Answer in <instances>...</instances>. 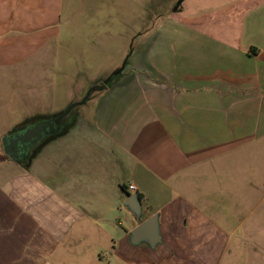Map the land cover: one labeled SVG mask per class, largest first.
<instances>
[{"label":"crops","instance_id":"0c3cea01","mask_svg":"<svg viewBox=\"0 0 264 264\" xmlns=\"http://www.w3.org/2000/svg\"><path fill=\"white\" fill-rule=\"evenodd\" d=\"M115 30L94 106L26 167L0 157V264H264V0H0V71L45 103L18 114L58 115L49 52L108 51ZM152 214L161 242L132 245Z\"/></svg>","mask_w":264,"mask_h":264},{"label":"rangeland","instance_id":"374dc122","mask_svg":"<svg viewBox=\"0 0 264 264\" xmlns=\"http://www.w3.org/2000/svg\"><path fill=\"white\" fill-rule=\"evenodd\" d=\"M155 22V19H148L145 21V27L148 29L153 26ZM121 32V30H115L117 36L113 37V49H109L108 51L100 50L99 52L96 51L91 53L84 51V49L81 50V48L80 50L74 51L72 50L74 48L71 49L72 41L68 40L72 39V36H70L67 38L68 42L66 41L64 44L66 46H62V49L64 50L62 55L60 51L49 52L50 64L47 65L45 70L48 72L51 80L54 81L53 87L51 85L49 86L55 90L54 92L60 93L61 97H67L64 103L65 107L68 106L70 102L75 104L71 109L69 116L79 111L90 110V108L94 106L92 97L102 90L100 85L103 80L106 79L110 73H113V71H109L111 68L109 66L118 61L120 55L118 50L121 44V39H123V36L120 35ZM124 58L125 56L120 63L123 62ZM46 62L47 61L41 62V65L43 63V68L46 67ZM40 69L41 68H39V70ZM1 70L0 123L2 122L5 124L0 131V157H4L5 154L2 148L1 139L14 125L27 117L26 115H19L18 113L24 112L22 109L25 107L31 108L33 106L32 108H37V106L41 107L45 103L41 100L31 102L24 98L27 96V92L38 90L42 87V85L31 86L28 84L15 83L16 79H19L20 77L19 72H23L24 70H21L20 68L18 69L14 64L10 66L9 64H5ZM73 71H76L77 73L76 75L71 76L70 73ZM13 72H17L18 76L13 75ZM117 74L118 73H115L113 76H116ZM84 98L85 101L80 102ZM60 100L61 103L64 101L63 99ZM12 112L14 114H12ZM67 117L68 116H66L65 119H68ZM39 118L40 117H34L32 119L33 121H30L27 128L30 127V125L37 123L36 121ZM41 119L44 118L41 117ZM42 264H127V262L120 261V259L117 258H111L110 261L103 260L101 262H96L91 261L86 257L54 256L48 261L43 260Z\"/></svg>","mask_w":264,"mask_h":264},{"label":"water","instance_id":"95a60500","mask_svg":"<svg viewBox=\"0 0 264 264\" xmlns=\"http://www.w3.org/2000/svg\"><path fill=\"white\" fill-rule=\"evenodd\" d=\"M121 67L113 71L111 75L119 73ZM110 75L106 78L108 80ZM85 101V98L80 102ZM75 104L70 103L66 106L58 115L52 119L42 120L35 123L33 126L26 128L23 132L17 133L8 139L5 145L6 151L10 152L7 157L11 159H17V147L14 146L16 143H34L42 134L47 132H53L54 125L61 122L63 117L67 115ZM123 205L140 220L142 214V207L139 202L137 193L128 194ZM129 242L132 245H138L139 243H145L147 246L154 248L158 243L161 242V235L159 233V222L158 215L152 214L148 218L139 221L138 224L131 229L128 235Z\"/></svg>","mask_w":264,"mask_h":264},{"label":"flooded vegetation","instance_id":"af4514ba","mask_svg":"<svg viewBox=\"0 0 264 264\" xmlns=\"http://www.w3.org/2000/svg\"><path fill=\"white\" fill-rule=\"evenodd\" d=\"M113 75H110V78H113ZM106 79L103 80L102 84L100 85L102 88H104L106 86ZM70 113V112H69ZM69 113L67 115H65L63 117V119L61 120V122L57 125H54L53 128V132H47L41 135V137H39V139H37L34 143H16L14 144L15 147H17V155L18 158L17 159H21V160H25L30 161L31 158L33 157V155L38 152L40 150V148L47 142L49 141L51 138L65 132V130L73 123L75 117L74 115L69 116ZM74 114V113H73ZM68 116V119H65V117ZM55 116L52 117H42L44 119H37L36 122H40L42 120H46V119H52ZM70 117V118H69ZM66 120V121H65ZM34 124L30 125L33 126ZM26 129V128H25ZM25 129H23L22 131H24ZM22 131H18L12 134H6L2 139H1V143H2V148L4 151V154H6L7 156L9 155L10 152L6 151L5 145L8 142V139L10 137H12L13 135L17 134V133H21Z\"/></svg>","mask_w":264,"mask_h":264},{"label":"trees","instance_id":"16d2710c","mask_svg":"<svg viewBox=\"0 0 264 264\" xmlns=\"http://www.w3.org/2000/svg\"><path fill=\"white\" fill-rule=\"evenodd\" d=\"M131 52L132 51H128L127 54L125 55V58H124V63H127L128 61V58L130 57L131 55ZM119 74V73H118ZM111 75V74H109ZM34 117H43V116H39V115H36V116H31V117H26L24 118L22 121H20L19 123H17L16 125H14L12 127L11 130H9V132L7 134H12V133H15V132H18V131H22L23 129L27 128L28 124L30 123V121L34 118ZM44 117H48V116H44ZM33 121V120H32ZM4 157H7V155L5 154ZM14 161L18 162L19 164L23 165L26 167L27 163L29 161H25V160H21V159H13Z\"/></svg>","mask_w":264,"mask_h":264},{"label":"built area","instance_id":"2783aa9c","mask_svg":"<svg viewBox=\"0 0 264 264\" xmlns=\"http://www.w3.org/2000/svg\"><path fill=\"white\" fill-rule=\"evenodd\" d=\"M128 188H129L130 190H134V189H135L133 185H129Z\"/></svg>","mask_w":264,"mask_h":264}]
</instances>
